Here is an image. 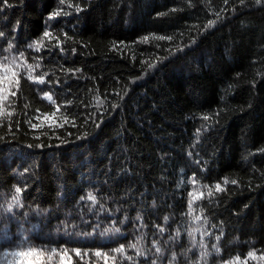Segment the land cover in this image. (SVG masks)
I'll return each instance as SVG.
<instances>
[{
	"label": "trees",
	"instance_id": "16d2710c",
	"mask_svg": "<svg viewBox=\"0 0 264 264\" xmlns=\"http://www.w3.org/2000/svg\"><path fill=\"white\" fill-rule=\"evenodd\" d=\"M5 65L0 264H264V0H0Z\"/></svg>",
	"mask_w": 264,
	"mask_h": 264
},
{
	"label": "snow or ice",
	"instance_id": "6c2138e0",
	"mask_svg": "<svg viewBox=\"0 0 264 264\" xmlns=\"http://www.w3.org/2000/svg\"><path fill=\"white\" fill-rule=\"evenodd\" d=\"M257 3H260L261 0H256ZM45 36H48L49 33L45 32L44 34ZM159 39H164V37H159ZM39 45V42H36L35 45H30L29 47H36ZM22 55V54H21ZM0 67H4L5 69L7 68V66H0ZM27 68L28 69H32V65H27ZM19 73L15 72V71H12L11 73V76L9 77L7 75V72L5 73L4 76L0 77V84H2L4 81H7L8 82V91L12 94V95H15V92H12L11 89H12V86L15 85L17 88L19 86ZM27 79L31 80L33 79L31 73L29 72L28 76H27ZM36 81L40 82V83H43V77L42 76H39V77H36L35 78ZM0 90H3L2 88H0ZM45 97L51 101L52 103H55V101L52 100V97L50 95H48L47 93L45 94ZM205 119H207V117H205ZM228 181L225 180V183H227ZM233 183H235V181H232ZM217 190L220 189V186L217 185L216 186ZM22 189L17 187L15 189V192L17 194L21 193ZM19 195H16L13 197V201L14 203H19ZM88 199L92 200L94 203H95V197L89 193V196H88ZM12 208V205L10 204L9 205V211L11 210ZM134 247V246H133ZM54 251V250H53ZM115 251L117 252H122L123 251V248H118L116 249ZM157 251H159V249H157ZM79 255V253H77ZM11 255H13L14 257H20L22 258L20 260V264H44V252L42 250H38V249H35V248H27V249H21L20 251H16V252H13L11 253ZM97 255H100V253H97ZM251 255V254H250ZM50 259V257H49Z\"/></svg>",
	"mask_w": 264,
	"mask_h": 264
}]
</instances>
